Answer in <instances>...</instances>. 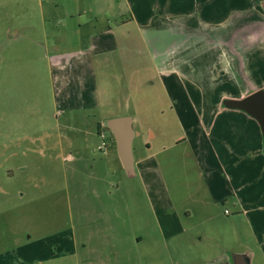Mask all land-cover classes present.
Returning <instances> with one entry per match:
<instances>
[{
  "label": "rangeland",
  "instance_id": "rangeland-1",
  "mask_svg": "<svg viewBox=\"0 0 264 264\" xmlns=\"http://www.w3.org/2000/svg\"><path fill=\"white\" fill-rule=\"evenodd\" d=\"M62 1L73 0H0V264H202L208 255L204 246L217 234L233 240L232 249L217 247L218 252H247L250 264H264L257 239L249 230L247 239L238 233L241 230L247 234L243 220L233 222V236L228 235V227H214L219 224L215 219L206 227H195L196 233H206L200 240L183 233L174 237L193 240L197 246L194 249L201 251L204 259L188 257L177 263L160 250L154 261L140 255L146 244L140 245L137 252L130 247L137 234L146 239L143 227L149 223L150 199L139 176L128 177L117 158L115 163L96 160L93 167L71 161L66 143L58 142L57 123L69 106L63 101L69 100L76 89L72 83L62 84L53 65L49 71L46 51L36 42L45 34L49 43L56 37L61 16L57 4ZM79 1L85 8L91 2ZM257 1L233 3L247 7ZM86 16L81 13V21ZM115 21L111 19L110 25L114 26ZM248 26L256 31L255 38L238 40V47H234L237 53L248 50L245 58L252 70L248 80L233 83L236 73L232 77L230 71L219 70V57L214 51L200 55L193 39L187 42L188 51H178L177 39L167 40L163 42L173 43L171 51L167 61L158 56L157 65L144 50L122 56L123 66L111 57L109 67L100 76V84L104 85L96 115L106 119L132 117L133 128L141 132L133 139V155L144 141L150 142L152 149L169 144L173 146L170 150H182L183 146L173 145L175 140L189 134L193 126L198 129L196 115L215 113L222 93L236 96L256 88L264 90V29L260 23ZM14 31L30 39L22 35L14 39ZM65 72V78L70 76L65 69L61 74ZM77 124L81 126L82 121ZM111 139L115 145L112 134ZM213 143L211 140L207 144ZM179 163L185 174L182 161ZM161 179L159 199L154 201L159 226L156 236L159 242H170L160 227L168 213ZM256 204L262 202L258 199ZM219 206L223 211L225 205ZM237 214L233 212V218ZM261 218L257 227H264ZM78 229L83 230L80 236Z\"/></svg>",
  "mask_w": 264,
  "mask_h": 264
},
{
  "label": "crops",
  "instance_id": "crops-1",
  "mask_svg": "<svg viewBox=\"0 0 264 264\" xmlns=\"http://www.w3.org/2000/svg\"><path fill=\"white\" fill-rule=\"evenodd\" d=\"M261 1L252 4V7H238L233 0H91L86 8L79 0L57 4L61 10L57 19L59 32L51 43L47 41V34L36 43L46 51L49 71L53 65L62 84L69 86L72 83L71 87L77 90L69 100L63 101L69 106L62 113H68L57 123L60 130L58 142H65L68 146V158L85 162L90 167L96 160L115 163L117 158L119 161L116 147L111 142V133L103 126L106 118L96 115L104 85L100 84V76L104 68L109 67L111 57L115 56L114 61L123 66L125 59L122 56L140 54L144 50L157 65L158 56H164L167 61L173 45L163 41L177 39L178 51H188L190 45L187 42L193 39L200 55L214 51L219 57L216 61L218 69L230 71L232 77L233 72L236 73L233 83L237 85L248 80L252 72L245 58L248 50L237 53L234 47H238V40L255 38L257 33L249 24L260 23L264 29ZM76 13L79 18L75 19ZM81 13L87 15L83 21ZM126 15L128 17L123 18ZM111 19L116 20L114 26L110 25ZM15 33L14 39L20 35L30 39L27 34ZM183 40L185 43H179ZM64 69L70 73L69 78H65L66 72L61 74ZM247 93L240 92L236 96L222 93L215 113L204 111L196 115L198 129L191 127L189 134L173 143L183 146L182 150H170L173 146L169 144L152 149L151 143L144 141L134 153V176H139L150 206L149 223L143 227L147 241L137 234L129 245L137 252L140 245L146 244L144 252L140 251L143 259L155 261L160 250H165L166 256L177 263L189 260L188 257L204 259L201 251L194 249L196 244L193 240L174 237L183 233L200 240L206 233L202 230L196 233L195 227H206V223L215 219L219 224L214 227H228L230 236H233V222L243 220L247 234L241 230L238 233L247 239L249 230L264 253V227H257L259 217H262L264 226L261 131L256 121L245 112L225 108L221 104L226 97L239 98ZM189 100L193 101L191 97ZM79 120L82 121L81 126L77 124ZM140 133L137 132V135L140 136ZM151 136L156 137V134L151 133ZM211 140L214 143L207 144ZM159 156H162V162ZM179 160L183 163L185 174ZM159 171L162 173L159 174ZM160 179L164 183L168 207L167 217L160 227L164 228L162 234L164 238L171 239L170 242H159L156 236L159 226L154 201L159 199ZM258 199L262 204H256ZM220 204L225 205L223 211ZM235 211L238 214L233 218ZM78 231L80 236L83 230ZM80 243L84 244V241L80 239ZM225 246L232 249L233 240L227 241L222 234L212 236L210 243L204 246V253L208 255L202 264H232L229 253L226 256L217 251V247L222 249Z\"/></svg>",
  "mask_w": 264,
  "mask_h": 264
},
{
  "label": "water",
  "instance_id": "water-1",
  "mask_svg": "<svg viewBox=\"0 0 264 264\" xmlns=\"http://www.w3.org/2000/svg\"><path fill=\"white\" fill-rule=\"evenodd\" d=\"M264 12V0L260 3ZM222 106L245 112L258 124L264 150V90L259 88L239 98H224ZM103 126L109 130L115 140L116 153L121 166L128 177L135 175L134 155L132 143L137 132L133 128V119L130 116L108 118ZM232 264H250V256L246 253H230Z\"/></svg>",
  "mask_w": 264,
  "mask_h": 264
},
{
  "label": "built area",
  "instance_id": "built-area-1",
  "mask_svg": "<svg viewBox=\"0 0 264 264\" xmlns=\"http://www.w3.org/2000/svg\"><path fill=\"white\" fill-rule=\"evenodd\" d=\"M224 212H225V213H227L228 211H227V210H225Z\"/></svg>",
  "mask_w": 264,
  "mask_h": 264
}]
</instances>
